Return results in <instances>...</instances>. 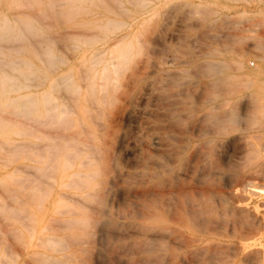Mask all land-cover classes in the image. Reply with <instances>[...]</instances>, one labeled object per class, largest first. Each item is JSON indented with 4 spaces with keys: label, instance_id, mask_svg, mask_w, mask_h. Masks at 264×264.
<instances>
[{
    "label": "bare ground",
    "instance_id": "bare-ground-1",
    "mask_svg": "<svg viewBox=\"0 0 264 264\" xmlns=\"http://www.w3.org/2000/svg\"><path fill=\"white\" fill-rule=\"evenodd\" d=\"M145 1L147 3L136 2L132 5L135 8L132 10L131 4L128 5L123 0H0V153L5 155L0 158L6 160L3 162L1 159L0 163L1 166L12 164L9 172L0 175V184L8 194L6 196L11 200V204L7 202L10 206L8 205L9 208L6 210L0 203V209L4 207L3 212L7 214L9 220L11 219L9 229L11 236L24 248L35 249L32 253L33 264H88L85 253L98 240L99 230L96 229L98 225L106 226L104 233L110 236L111 242L120 248L119 250L129 247L130 252L126 248L125 250L130 254L126 252L127 255L120 259L125 264L132 260V255H138L139 259L145 260L154 257L155 264H179L183 258L180 256L181 252L196 256L205 254L209 243L206 245L202 243L207 240L210 242L206 238L217 234L216 230L215 232L208 226V221L202 214L205 191L200 188L194 194L193 190L188 188L190 186L183 182L189 172L188 169L185 167L182 170L176 169L171 167L169 162L158 163L153 160L158 169L152 171L141 169L132 173L141 177L143 180L140 179V182L151 188L145 186L141 189L135 202V215L130 211L114 212L116 207L110 210L104 204L111 190L108 185L110 167L108 156L103 154L96 143L98 138L90 122V118L93 119L90 116L92 113L90 105L98 100V91L108 86L117 63L121 64L120 62L129 59L138 45V36L131 28L140 18L145 19V15L148 14L146 12L152 7L149 3L151 0ZM37 9H40V12H33ZM54 26L59 27L61 31L55 33L47 31ZM57 41L62 43V48L55 46ZM67 50L77 56L76 61L70 60ZM226 62L225 66H229ZM212 66L215 68V65ZM232 66L235 69H242L240 58L235 57ZM115 75L118 76V73ZM244 76L228 74L226 77L228 82L225 83H229L230 89H225L224 94L228 91L230 95L225 94L227 98L223 105L221 104L223 112L217 118L218 123L215 122L216 119L211 122L214 121L215 127H218V134L232 138L242 130L241 119L236 113L231 96L235 95L240 87H251L254 92L248 119L258 122L264 113L260 106L264 92V70H257L253 77ZM111 85L113 86L112 83ZM104 95L101 93L100 96L104 98ZM93 106L95 107L94 104ZM95 122L97 127V121ZM103 127L98 126L100 129ZM107 141L108 144L109 140ZM170 156H173L172 153ZM195 159L197 165L194 170H198L197 179H200L208 169V164L205 163L203 154ZM17 160H23L24 163L13 164ZM218 170H213L215 175L219 173ZM122 175L121 171H117L118 177L121 178ZM121 179L123 182L124 179ZM198 181L200 180H197V184H200ZM247 185L252 192L251 198L243 195L241 197L239 194L241 198H246V204L236 208L237 214L247 212V204L252 199L253 208L260 212L262 220L264 187L250 183ZM148 190L149 192L152 190V194H149ZM233 192L237 193L238 188L236 187ZM9 199L7 200L10 201ZM252 218L254 220L256 214ZM6 223L2 226L8 229ZM105 243L111 244L107 241ZM213 245L211 244L210 248ZM231 247L229 250H236L235 246ZM103 249L98 248L97 255H103L104 250L107 253V248ZM221 249L224 247L219 251L215 250V254H223ZM235 252L237 254V251ZM259 253V250H254L252 256L255 258ZM209 254L213 257L211 253ZM31 257L32 255H29V258ZM101 258L98 260L101 261ZM108 258L106 257L107 260ZM229 260L231 264L232 260L230 258ZM16 261L17 257L12 256L7 264H15ZM223 261L222 264H225Z\"/></svg>",
    "mask_w": 264,
    "mask_h": 264
},
{
    "label": "rangeland",
    "instance_id": "rangeland-1",
    "mask_svg": "<svg viewBox=\"0 0 264 264\" xmlns=\"http://www.w3.org/2000/svg\"><path fill=\"white\" fill-rule=\"evenodd\" d=\"M123 2L128 5L131 4L132 10L135 9L132 5L136 2L138 4L147 3L145 0H123ZM149 3L152 7L146 12L148 14L145 15V19L140 18L131 28L138 36V45L135 47L134 52L127 59L128 61L120 62L121 64L117 63L116 70L112 72V78L110 79L113 86H110L109 81L105 89L98 91L100 93L97 95L98 100L90 105V111L92 112L90 116L93 117V119L90 118V122L98 138L96 143L102 149L103 154L108 156L109 164L112 165L108 164V167H110L108 175L110 183L108 185L111 190L104 204L110 210L116 207L114 212L120 210L121 212L130 211L135 215V202L138 200L139 193L143 187L148 188L149 185L140 182V179H143L132 174L133 172L141 169L156 170L159 167L155 162H169L171 167L181 170L185 167L190 173L187 171L186 180L184 179L183 182H186V186H190L188 188L193 190L194 194L200 188L205 191L202 214L208 221V226L214 231L216 230L217 234L206 238L210 242H207V240L202 243L203 245L209 243V248L205 251V254L201 253V256H196L181 252L180 256L183 258H181L179 264H222L223 260L225 264H229V258L232 260L231 264H264V218L262 222V215L253 208L254 202L252 199L247 204V212H243V214L239 212L241 215L239 213L238 215L236 209L239 206H245L247 197L251 198L252 192L247 184L264 187V113L261 114L258 122H252L248 119L252 110L251 103L254 99V92L251 87H245L246 89L240 87L235 95H231L236 113L241 119V132L231 138L224 134H218V127H215V122L218 123L219 121H217V118L223 112L222 103L227 98L226 96L230 95L228 91L225 93L226 96L224 94L225 89L230 86L229 83H225L228 82L227 75L241 74L245 75L244 77H253L257 70H264V0H151ZM39 10L33 12H40ZM48 19L53 20L52 18ZM59 29V27L54 26L47 31L55 33L61 31ZM55 46L62 48V43L57 41ZM67 51L70 60L76 61L77 56L71 54L70 50ZM233 57L240 58L243 65L242 69L233 68ZM225 62L229 66H225ZM212 64L215 65V68ZM210 66L214 69H211ZM117 73L118 76L115 75ZM114 78H117L118 81H114L117 80ZM101 93L102 95L105 94L104 98L100 96ZM260 106L264 112V92L262 93ZM94 117L96 118L94 119ZM212 120H215V122L211 123ZM95 121L101 128L104 126L103 129L96 127ZM250 127L251 129H249ZM107 140H109L108 144ZM166 142L171 146L169 144L168 146ZM204 148L205 150H203ZM170 153L173 156H170ZM202 154L205 163L208 164V171H204L201 180V178L197 179L199 172L194 169L197 165L195 157H201ZM247 154L253 158L248 157ZM0 156L5 157L1 153ZM98 156H100V153ZM1 159H3V162L6 161L4 158ZM136 160L137 162L139 160V162L137 163ZM148 160L150 162H147ZM9 163L11 162L9 161ZM23 163V160H17L13 164ZM1 164L0 175L10 171L12 164L9 166H1ZM143 164L144 166H142ZM115 169L123 173L121 177L124 179L123 182L117 176ZM214 169H219L217 175L214 174ZM253 172L255 174L261 173V175H255ZM144 180H146V177H144ZM197 180H200L198 181L200 184H197ZM1 185L0 203L7 210L11 200L6 196L8 194L4 192V187ZM212 186L213 188H210ZM236 187L238 192L234 193ZM206 189L209 191H206ZM153 191L150 190L149 192L148 190V193L152 194ZM239 194H241V197L246 196V198H241ZM3 211L4 207L0 209V242H3L0 243V257L3 259L0 258V264H7L12 256L17 257L15 264H33L34 256L32 253L35 249L32 247L24 248L19 241L11 236V232H9L11 219L9 220L7 214ZM254 214H256V218L253 220ZM213 218L214 220H211ZM257 219L259 224H256L258 223ZM223 220H226V222ZM3 221L8 223L7 225L5 222L8 229L4 227L5 223ZM236 221L237 223L234 224L233 222ZM229 224H231V227ZM250 227L251 229L254 228L253 231L248 229ZM96 229L99 230V234H103H101L102 237L98 234L100 243L96 240L85 253L88 264H94L93 262L95 264H125L120 259L127 255L126 252L128 251L125 248L129 250V247L121 248L122 251L119 250L120 248L111 242L110 236L104 233L106 226L98 225ZM100 231L103 232L100 233ZM255 232L256 234H254ZM103 237H108L109 239H107L110 241ZM103 239L111 243L108 244L109 247ZM102 242H104L103 245ZM211 244L213 248H210ZM228 245L229 247L233 245V248L235 246L234 249H236L237 254H235V251L229 250ZM217 247H224V249H221L223 254H215L216 251L220 250ZM98 248L106 249L108 254L103 249L105 255L98 254V256ZM113 248H115L114 251ZM254 250L260 251L259 256H255V258L252 256ZM22 251L24 253H21ZM6 252L8 255H6ZM129 252L128 254H130ZM209 253L213 257H210ZM29 255H32V257L29 258ZM105 256L110 258L107 260ZM115 256L118 257L115 258ZM187 256H192V258ZM91 257L96 258L94 260ZM100 258L102 262L99 261ZM213 259L215 262H213ZM91 260L93 261L91 262ZM153 263L155 264L154 257L145 260L139 259L138 255H132V260L126 264Z\"/></svg>",
    "mask_w": 264,
    "mask_h": 264
},
{
    "label": "built area",
    "instance_id": "built-area-1",
    "mask_svg": "<svg viewBox=\"0 0 264 264\" xmlns=\"http://www.w3.org/2000/svg\"><path fill=\"white\" fill-rule=\"evenodd\" d=\"M251 64H253V62H251Z\"/></svg>",
    "mask_w": 264,
    "mask_h": 264
}]
</instances>
